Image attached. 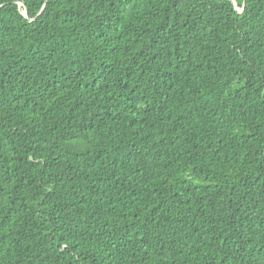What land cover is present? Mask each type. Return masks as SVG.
<instances>
[{"label":"trees","instance_id":"obj_1","mask_svg":"<svg viewBox=\"0 0 264 264\" xmlns=\"http://www.w3.org/2000/svg\"><path fill=\"white\" fill-rule=\"evenodd\" d=\"M234 1L0 0V264H264V0Z\"/></svg>","mask_w":264,"mask_h":264},{"label":"water","instance_id":"obj_2","mask_svg":"<svg viewBox=\"0 0 264 264\" xmlns=\"http://www.w3.org/2000/svg\"><path fill=\"white\" fill-rule=\"evenodd\" d=\"M234 1V0H233ZM234 3H235V1H234ZM236 4V3H235ZM24 14L27 16L28 14H27V11L26 10H24Z\"/></svg>","mask_w":264,"mask_h":264}]
</instances>
